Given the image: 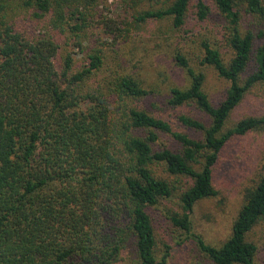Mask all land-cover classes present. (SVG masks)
<instances>
[{
	"label": "trees",
	"instance_id": "16d2710c",
	"mask_svg": "<svg viewBox=\"0 0 264 264\" xmlns=\"http://www.w3.org/2000/svg\"><path fill=\"white\" fill-rule=\"evenodd\" d=\"M100 2L0 0V264H167L171 247L159 260L151 210L178 190L182 211L171 220L211 264H256L258 247L247 235L264 219V170L245 188L220 246L192 232L191 215L219 194L214 171L227 143L264 132V110L226 127L255 87L264 98V0H214L228 22L231 55L226 60L204 40L198 59L228 82L217 104L205 89L206 72L176 54L189 83L172 86L168 101L194 103L209 117L178 116L199 138L135 103L151 93L143 79L99 73L104 56L92 43L103 37L93 30L101 26L93 18ZM191 2L137 10L133 22L169 20L182 29ZM195 6L199 19L208 17L206 0ZM246 16L252 22L243 27ZM103 22L104 31H123L116 21ZM73 39L85 55L79 66L62 47ZM161 134L179 146H165ZM183 177L191 181L184 189Z\"/></svg>",
	"mask_w": 264,
	"mask_h": 264
},
{
	"label": "rangeland",
	"instance_id": "374dc122",
	"mask_svg": "<svg viewBox=\"0 0 264 264\" xmlns=\"http://www.w3.org/2000/svg\"><path fill=\"white\" fill-rule=\"evenodd\" d=\"M94 10V19L101 26L93 28L94 33L103 37L93 45L102 49L104 65L100 74H131L145 81L151 90L146 97L135 103L149 113L170 121L176 130L191 137L202 136L200 131L189 128L178 120L187 114L209 122V117L196 104L180 106L168 101L172 86L185 87L189 79L183 68L178 65L176 54L184 53L196 69L207 74L205 89L214 104L220 102L228 87V82L219 77L210 66H200L201 42L209 41L217 46L226 60L231 52L225 45L227 19L218 12L214 0H206L210 12L201 20L197 16L196 0H192L188 17L182 29L172 28L169 20H152L137 24L132 13L137 10L155 9L166 6L172 0H100ZM117 22L115 32L104 31L103 21ZM252 22L250 17L243 18V27ZM117 35V36H116ZM96 38L97 35H93ZM75 39L62 47L70 53L75 66L84 62V52L74 44ZM102 74V75H103ZM264 110V98L260 89L255 87L231 114L226 127L230 128L240 119ZM160 142L165 146L177 148L178 142L170 134H161ZM160 144L156 147L160 148ZM264 170V132L251 131L245 135L234 136L224 147L214 171V184L219 194L200 201L192 212V232L201 235L209 244L220 246L231 234L233 222L244 203V190L250 186ZM191 183L188 178L180 180V188ZM178 190L171 200L163 201L151 210L158 240V258L171 247L167 264H211L198 248L189 233L177 227L171 220L175 212H181ZM248 240L257 247L256 264H264V219L259 221L247 235Z\"/></svg>",
	"mask_w": 264,
	"mask_h": 264
}]
</instances>
